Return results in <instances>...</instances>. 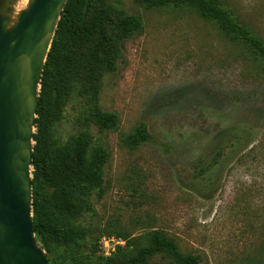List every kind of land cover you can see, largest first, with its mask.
Wrapping results in <instances>:
<instances>
[{
	"label": "rangeland",
	"instance_id": "374dc122",
	"mask_svg": "<svg viewBox=\"0 0 264 264\" xmlns=\"http://www.w3.org/2000/svg\"><path fill=\"white\" fill-rule=\"evenodd\" d=\"M105 1L143 28L119 41L113 71L95 72L98 104L117 114L116 129L94 122L85 70L68 78L52 136L69 144L87 130L108 159L105 193L91 197L95 213L83 220L88 246L76 257L57 250L55 263L104 264L99 235L113 237L109 245L133 240L134 253L160 229L200 264H264V61L189 7ZM222 4L264 41V0ZM141 122L150 138L126 146L121 137ZM144 264L173 262L157 254Z\"/></svg>",
	"mask_w": 264,
	"mask_h": 264
},
{
	"label": "trees",
	"instance_id": "16d2710c",
	"mask_svg": "<svg viewBox=\"0 0 264 264\" xmlns=\"http://www.w3.org/2000/svg\"><path fill=\"white\" fill-rule=\"evenodd\" d=\"M135 1L145 9L189 7L214 22L230 41L243 44L264 61V41L234 17L222 0ZM142 28L138 15L113 14L105 0H67L60 14L41 73L31 167L33 231L48 264H56L55 252L59 249L68 248L75 257L81 255L92 235L90 225L83 223L95 213L91 197L99 200L105 193V145L92 146L87 130H79L69 144H58L51 133V125L63 113L68 78L80 68L85 70L94 122L100 129H116L117 114L98 104L95 72L101 68L113 71L119 41ZM149 138L141 122L121 140L133 148ZM101 236L96 238L97 244ZM147 237L148 243L134 253L130 250L134 241L126 240L124 245L116 246L112 255L104 257L101 252L100 257L105 259L104 264H144L152 256L164 254L173 264H200L198 254L182 253L177 241L164 231L152 229Z\"/></svg>",
	"mask_w": 264,
	"mask_h": 264
},
{
	"label": "water",
	"instance_id": "95a60500",
	"mask_svg": "<svg viewBox=\"0 0 264 264\" xmlns=\"http://www.w3.org/2000/svg\"><path fill=\"white\" fill-rule=\"evenodd\" d=\"M67 0H0V264H48L32 219L41 73Z\"/></svg>",
	"mask_w": 264,
	"mask_h": 264
},
{
	"label": "built area",
	"instance_id": "2783aa9c",
	"mask_svg": "<svg viewBox=\"0 0 264 264\" xmlns=\"http://www.w3.org/2000/svg\"><path fill=\"white\" fill-rule=\"evenodd\" d=\"M111 241H113V237L104 236V235L100 237L99 243L103 245V248L105 249L103 253L106 255L108 254L110 255L115 250L116 246L120 245V243L122 242L120 240H116L115 242L117 244L114 243L112 245H109V242Z\"/></svg>",
	"mask_w": 264,
	"mask_h": 264
}]
</instances>
